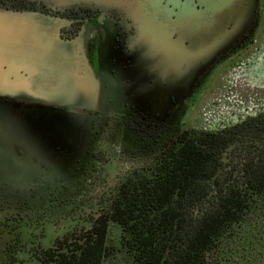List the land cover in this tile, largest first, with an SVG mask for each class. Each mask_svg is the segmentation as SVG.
Segmentation results:
<instances>
[{
	"label": "rangeland",
	"instance_id": "374dc122",
	"mask_svg": "<svg viewBox=\"0 0 264 264\" xmlns=\"http://www.w3.org/2000/svg\"><path fill=\"white\" fill-rule=\"evenodd\" d=\"M1 16L0 40L8 43L17 29ZM262 36L259 32L257 48ZM237 59L217 66L188 100L181 127L218 130L264 112L263 76ZM95 76L100 88L95 111L0 100V264H39L43 251L84 237L119 182L143 165L138 150L126 151L132 141L122 125L121 100L108 104V78L102 71ZM149 101L139 94V102ZM255 258L264 264L263 252Z\"/></svg>",
	"mask_w": 264,
	"mask_h": 264
},
{
	"label": "trees",
	"instance_id": "16d2710c",
	"mask_svg": "<svg viewBox=\"0 0 264 264\" xmlns=\"http://www.w3.org/2000/svg\"><path fill=\"white\" fill-rule=\"evenodd\" d=\"M138 151L143 165L119 182L89 232L43 251L39 264H256L264 112L218 130L153 134Z\"/></svg>",
	"mask_w": 264,
	"mask_h": 264
},
{
	"label": "flooded vegetation",
	"instance_id": "af4514ba",
	"mask_svg": "<svg viewBox=\"0 0 264 264\" xmlns=\"http://www.w3.org/2000/svg\"><path fill=\"white\" fill-rule=\"evenodd\" d=\"M261 1L0 0V13L34 15L57 29L61 45L80 43L94 73L108 78V104L121 100L132 141L126 151L133 153L151 135L181 127L188 100L217 66L243 58L251 74L264 78V36L257 48L264 32ZM139 94L150 101L139 102Z\"/></svg>",
	"mask_w": 264,
	"mask_h": 264
},
{
	"label": "water",
	"instance_id": "95a60500",
	"mask_svg": "<svg viewBox=\"0 0 264 264\" xmlns=\"http://www.w3.org/2000/svg\"><path fill=\"white\" fill-rule=\"evenodd\" d=\"M0 16L17 29L8 43L0 40V97L97 110L99 82L80 43L70 42L69 48L61 45L57 29L34 15Z\"/></svg>",
	"mask_w": 264,
	"mask_h": 264
},
{
	"label": "crops",
	"instance_id": "0c3cea01",
	"mask_svg": "<svg viewBox=\"0 0 264 264\" xmlns=\"http://www.w3.org/2000/svg\"><path fill=\"white\" fill-rule=\"evenodd\" d=\"M89 63V62H88ZM90 65V64H89ZM93 70V69H92Z\"/></svg>",
	"mask_w": 264,
	"mask_h": 264
}]
</instances>
